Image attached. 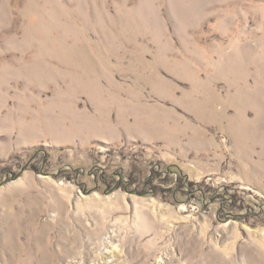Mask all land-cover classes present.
I'll use <instances>...</instances> for the list:
<instances>
[{
    "label": "rangeland",
    "instance_id": "1",
    "mask_svg": "<svg viewBox=\"0 0 264 264\" xmlns=\"http://www.w3.org/2000/svg\"><path fill=\"white\" fill-rule=\"evenodd\" d=\"M0 264H264V0H0Z\"/></svg>",
    "mask_w": 264,
    "mask_h": 264
}]
</instances>
